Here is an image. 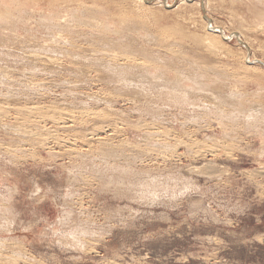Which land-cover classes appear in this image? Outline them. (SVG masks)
<instances>
[{"label": "rangeland", "instance_id": "1", "mask_svg": "<svg viewBox=\"0 0 264 264\" xmlns=\"http://www.w3.org/2000/svg\"><path fill=\"white\" fill-rule=\"evenodd\" d=\"M257 62L258 0H0V264H264Z\"/></svg>", "mask_w": 264, "mask_h": 264}, {"label": "bare ground", "instance_id": "2", "mask_svg": "<svg viewBox=\"0 0 264 264\" xmlns=\"http://www.w3.org/2000/svg\"><path fill=\"white\" fill-rule=\"evenodd\" d=\"M136 1H138V2H140V3H142V4H145V5H147V6H150V5H155V4H157V5H163L164 6V8L166 9V10H172V9H174L175 7L177 8V7H179V5H182V4H187V5H189V6H194V4H200V2H201V0H178V3L177 4H175L174 6H172V7H170V6H168L167 4H166V0H155V1H153V0H136ZM257 1V0H256ZM263 0H258V3L262 6V7H264V3L262 2ZM74 3V2H73ZM17 5V4H16ZM178 5V6H177ZM93 10V9H92ZM27 11V10H26ZM17 13V12H16ZM147 14H148V12H147ZM43 16H45V15H43ZM47 16H49V15H47ZM50 17V16H49ZM6 18V17H5ZM21 18V17H20ZM38 18H40V17H38ZM43 18V17H42ZM45 18V17H44ZM204 18V21H205V26H204V30L206 29L207 31H210V32H212L211 30L212 29H214V30H216V33L217 34H219V36L222 38H227V39H229V37H230V39L232 38V37H235V39H236V41H239L238 43L240 44V45H242L243 46V43L240 41V39L238 38V36H237V34H232V35H230V36H225L224 35V33H223V31L219 28V27H217V26H212L211 24H210V21L204 16L203 17ZM21 19H23V18H21ZM47 19V18H46ZM51 19V18H50ZM10 20V19H9ZM3 21V20H2ZM11 21V20H10ZM14 21V20H13ZM52 21V20H51ZM87 21V20H86ZM19 22V21H18ZM39 22V21H38ZM88 22V21H87ZM2 23V22H1ZM17 23V22H16ZM22 23V22H21ZM47 23V22H46ZM204 23V22H203ZM19 24V23H18ZM47 24H49V23H47ZM51 24V23H50ZM9 25H10V23H9ZM8 24H7V26H9ZM125 25V24H124ZM3 26V25H2ZM28 26V25H27ZM80 26V25H79ZM94 26H96V25H94ZM137 26V25H136ZM135 26V27H136ZM6 27V26H5ZM18 27V26H17ZM23 27H24V25H23ZM126 27V26H125ZM124 27V28H125ZM134 26H132V28H133ZM134 27V28H135ZM3 28H4V26H3ZM2 28V29H3ZM79 28V27H78ZM105 28L106 27H103V29L105 30ZM127 28V27H126ZM7 29V28H6ZM39 29V28H38ZM36 30V29H35ZM107 30V29H106ZM32 31V30H31ZM46 31V30H45ZM52 31V30H51ZM67 31V30H66ZM83 31V30H82ZM34 32V31H33ZM68 32V31H67ZM24 35H25V33H24ZM119 35V34H118ZM209 35V34H208ZM51 36V35H50ZM161 36V35H160ZM32 38V37H31ZM60 38V37H59ZM150 38V37H149ZM218 38V37H217ZM100 39V38H99ZM209 39V38H208ZM107 40V39H106ZM139 40V39H138ZM159 40V39H158ZM101 41V40H100ZM35 42V41H34ZM144 42V41H143ZM164 42V41H163ZM207 42H209V41H207ZM22 43V42H21ZM104 44H105V42H103ZM111 43H113V42H111ZM119 43H121V42H119ZM124 43V42H123ZM167 43V42H166ZM110 44V43H109ZM151 44V43H150ZM174 44H176V43H174ZM210 43H207L206 45L209 47L210 45V47H214V46H212L213 44L211 43L210 45H209ZM216 44V43H215ZM100 45V44H99ZM111 45V44H110ZM121 46H119L120 48H123V45L122 44H120ZM137 45V44H136ZM162 45V44H161ZM102 46H104V45H102ZM105 46H106V44H105ZM159 46V45H158ZM175 46V45H174ZM173 46V47H174ZM3 47V46H2ZM70 47V46H69ZM113 47V46H112ZM209 47V48H210ZM52 48H55V47H53L52 46ZM109 48V47H108ZM115 48V47H114ZM147 48V47H146ZM181 48V47H180ZM204 48V47H203ZM215 48V47H214ZM56 49V48H55ZM73 49V48H72ZM111 49V48H110ZM128 49V48H127ZM211 49V48H210ZM210 49H208V50H210ZM216 49V48H215ZM102 50H103V48H102ZM129 50H131V48L129 47ZM164 50V49H163ZM184 50V49H183ZM51 51V50H50ZM64 51V50H63ZM117 51H119V50H117ZM127 51V50H126ZM218 51V50H217ZM57 52H59V51H57ZM90 52V51H89ZM108 52V51H107ZM130 52V51H129ZM128 52V53H129ZM165 52V51H164ZM206 52V51H205ZM208 52V51H207ZM143 53V52H142ZM146 53V52H145ZM184 53V52H183ZM50 54V53H49ZM144 54V53H143ZM147 54V53H146ZM167 54V53H166ZM178 54V53H177ZM177 54H175L174 56H177ZM69 55V54H68ZM101 55V54H100ZM103 55V54H102ZM111 55V54H110ZM150 55V54H149ZM148 55V56H149ZM114 56V55H113ZM173 56V57H174ZM180 56V55H179ZM178 56V57H179ZM183 56V55H182ZM185 56V55H184ZM98 57V56H97ZM127 57V56H126ZM77 58V57H76ZM80 58V57H79ZM142 58V57H141ZM49 59V58H48ZM164 59V58H163ZM185 59V58H184ZM73 60V59H72ZM95 60V59H94ZM177 60V59H176ZM249 60V59H248ZM84 61H86V60H84ZM154 61V60H153ZM161 61H163V60H161ZM169 61V60H168ZM187 61V60H186ZM185 61V62H186ZM201 61V60H200ZM256 61V60H255ZM255 61H253V62H255ZM78 62V61H77ZM83 62V61H82ZM253 62H249L248 61V64H251V63H253ZM137 63V62H136ZM155 63V62H154ZM163 63V62H162ZM169 63V62H168ZM204 63V62H203ZM214 63V62H213ZM258 63V65L259 66H261V69L263 70V68H264V64H261L260 62H257ZM86 64V63H85ZM157 64H160V63H158L157 62ZM167 64V63H166ZM192 64V63H191ZM216 64V63H215ZM26 66V65H25ZM50 66V65H49ZM181 66V65H180ZM199 66V65H198ZM80 67V66H79ZM106 67V69L107 70H110V71H115L116 70V68L117 67H119V70H117L118 71V73L120 72V71H122V74H123V71H125V70H129L128 69V67H126V66H119V65H113V63L112 64H110V63H108V64H105L104 65V68ZM213 67V66H212ZM27 68H28V66H27ZM38 68V67H37ZM92 68V67H91ZM94 68H96L95 66H94ZM171 68V67H170ZM175 68V67H174ZM180 68H182V66L180 67ZM193 68V67H192ZM207 68V67H206ZM24 69V68H23ZM80 69V68H79ZM98 69V68H97ZM145 69V68H144ZM155 69V68H154ZM198 69V68H197ZM208 69V68H207ZM83 70V69H82ZM158 70V69H157ZM156 70V71H157ZM177 70V69H176ZM145 71V70H144ZM143 71V72H144ZM9 72V71H8ZM30 72H31V70H30ZM36 72V71H35ZM103 72V71H102ZM107 72V71H106ZM189 72V71H188ZM208 72V71H207ZM210 72V71H209ZM246 72V71H245ZM248 72V71H247ZM6 73V72H5ZM4 73V74H5ZM11 73V72H10ZM34 73V72H33ZM38 73H39V71H38ZM157 73V72H156ZM161 73V72H160ZM184 73V72H183ZM12 74V73H11ZM120 74V73H119ZM181 74V73H180ZM27 75V74H26ZM29 75V74H28ZM42 75V74H41ZM128 75H129V73H128ZM164 75V74H163ZM177 75H179V74H177ZM183 75V74H182ZM192 75V74H191ZM124 76V75H123ZM180 76V75H179ZM3 77V76H2ZM164 77V76H163ZM177 77V76H176ZM182 77V76H181ZM185 77V76H184ZM160 78V77H159ZM169 78V77H168ZM180 78V77H179ZM187 78V77H186ZM181 79V78H180ZM207 79V78H206ZM189 81V80H188ZM199 81V80H198ZM198 81H197V83H198ZM9 82V81H8ZM179 82V81H178ZM201 82V81H200ZM194 83H196V81H194ZM180 84V83H179ZM199 84V83H198ZM201 84V83H200ZM6 85H7V82H6ZM196 85V84H195ZM10 86V85H9ZM178 86V85H177ZM203 86V85H202ZM179 87V86H178ZM209 88V87H208ZM180 89V88H179ZM199 89V88H198ZM194 92H195V90H194ZM209 92V91H208ZM18 95V94H17ZM78 96V95H77ZM220 96V95H219ZM228 97V96H227ZM227 97H226V99H227ZM222 98V97H221ZM231 98V97H230ZM225 99V100H226ZM229 99V98H228ZM228 101V100H227ZM226 101V102H227ZM176 103V102H175ZM185 103H186V101H185ZM184 104V103H183ZM209 104V103H208ZM223 104V103H222ZM221 104V105H222ZM234 107L236 106V105H233ZM228 107V106H227ZM231 107V106H230ZM231 110V109H230ZM3 112V111H2ZM229 114V113H228ZM26 115V114H25ZM232 120V119H231ZM41 140V139H40ZM215 152V151H214ZM212 153V152H211ZM8 262V261H7Z\"/></svg>", "mask_w": 264, "mask_h": 264}, {"label": "water", "instance_id": "3", "mask_svg": "<svg viewBox=\"0 0 264 264\" xmlns=\"http://www.w3.org/2000/svg\"><path fill=\"white\" fill-rule=\"evenodd\" d=\"M211 31H212V32H216V30H214V29H212ZM222 39L228 41V40L230 39V37H229V39H227V38H223V37H222ZM238 42H239V41H238Z\"/></svg>", "mask_w": 264, "mask_h": 264}]
</instances>
